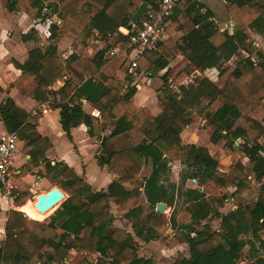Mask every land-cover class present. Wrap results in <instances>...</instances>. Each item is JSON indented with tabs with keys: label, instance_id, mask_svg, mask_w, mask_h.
<instances>
[{
	"label": "trees",
	"instance_id": "16d2710c",
	"mask_svg": "<svg viewBox=\"0 0 264 264\" xmlns=\"http://www.w3.org/2000/svg\"><path fill=\"white\" fill-rule=\"evenodd\" d=\"M161 0H7L9 13L25 14L33 22H46L58 15L49 28V44L32 49L26 62H14L20 78L10 88L36 87L31 96L60 110L62 130L72 140L71 130L85 125L88 134L100 142L96 155L99 167L117 178L106 191H95L84 177L65 163L52 165L47 154L52 145L37 130L38 117L20 108L12 98L0 104V120L7 133L26 141L31 166L45 165L46 176L67 198L49 216L36 215L33 195L15 189L14 204L5 225L1 264H154L141 257L135 238L145 243L162 241L174 249L187 244L189 256L172 264H264V124L249 115L264 101V51L254 49L252 34L264 41V0H224L230 27H220L214 11L198 0H179L170 17V38L146 53L136 72L160 76L158 91L162 112L146 119L134 105L138 92L129 84L105 75L106 54L112 48L130 54V35L143 22L129 27L142 3L156 12ZM231 27L233 32L231 33ZM122 29L131 33L124 34ZM69 35L83 47L99 41L104 47L93 58L72 53L64 58L59 45ZM35 28L22 35L23 42H39ZM241 51L250 53L241 55ZM183 56L189 63L171 74V63ZM236 57L235 65L229 64ZM228 63V65H227ZM138 70V71H137ZM217 70L211 78L207 72ZM128 80V79H127ZM62 86L54 90L55 85ZM0 93H4L0 89ZM7 93V92H6ZM84 102L98 111L88 114ZM199 112L209 123V141L238 148L249 164L232 168L215 159L206 147L184 143L182 133ZM241 141L237 145V141ZM173 163L186 168L182 186L165 183ZM189 180L197 187L186 188ZM259 183L255 201L240 203L223 214L228 195L220 192ZM145 195L151 212L145 214L139 198ZM183 200L186 222L177 214L168 217L157 205L174 207ZM30 200V201H29ZM112 203L122 212L132 231L114 227L117 216ZM220 219L213 231L210 220ZM171 227L170 235L161 231ZM249 247V251H245ZM76 252L71 258V253ZM71 258V259H70Z\"/></svg>",
	"mask_w": 264,
	"mask_h": 264
},
{
	"label": "crops",
	"instance_id": "0c3cea01",
	"mask_svg": "<svg viewBox=\"0 0 264 264\" xmlns=\"http://www.w3.org/2000/svg\"><path fill=\"white\" fill-rule=\"evenodd\" d=\"M6 1L7 0L1 3L2 9L5 8L3 9L5 20L4 21L0 20V89L4 91V93H0V104L2 100L5 99V96H8V98L9 97L12 98L20 108L24 109L33 116H37L38 121L36 124H37L38 133L42 137L47 138L52 145L51 150L47 154V157L49 161L52 163V165H55L56 163H65L70 168L74 169V171L79 176L84 177L95 191H106L109 185L117 177L113 173H111L106 167H99L97 165L96 155L100 148V142L97 139L91 138L89 136L88 128L85 125H81L79 127L73 128L71 130L72 140H70L67 137L66 133L62 130L60 110L59 109L53 110L52 108L49 107L47 103L44 104L38 103L31 96V93L36 87L35 83H30L24 88V90H21L16 87L10 88L11 85L15 83L22 75L21 70H19L15 66L14 62L16 61L20 64H24L28 58L29 52L32 49L38 47L35 45L37 44L36 42H32V41L26 43L23 42L22 35L29 32L32 28H35L39 33L38 29L40 27V29H43L45 32L48 33V37H47L48 40L49 28L51 24L50 25L48 24L50 20H47L46 22H41V21L32 22L25 14L14 15L9 13L6 9ZM211 9L215 13V10L213 8ZM215 20L217 21L216 17ZM30 22L34 23L31 29H30L31 27ZM228 27H230V24L228 25ZM232 32L233 31H231V33ZM39 37H40V33H39ZM180 37L181 35L178 37L177 41L180 39ZM259 38L261 37L259 36ZM48 44H49V40L46 45ZM46 45L44 44L42 46H46ZM96 45H101V42H97ZM60 46L61 45H59V48ZM103 47L104 44L102 43V46L97 49V52L101 50ZM257 47L260 48L261 50H264V42L262 46L261 44H257ZM97 52L93 56H91V58H93L97 54ZM243 52L245 56L249 55L246 51ZM180 57L184 58L183 56ZM107 59L109 58L107 57ZM231 61L229 62V64L231 63ZM188 63L189 62L186 60V66L188 65ZM106 70H107V60L105 63V70H104L105 75L114 76V75H109L106 72ZM132 72L135 76L137 75L136 71H132ZM209 74L213 75L211 77L213 78L215 77V75L218 74V71L211 70L207 72L208 76ZM116 78L123 83H125L127 79L126 78L124 82L122 81V79L118 77ZM134 84H136L137 86V83ZM62 85H63L62 82H58L55 85L54 90L59 89ZM137 93L138 94H136V96L134 97V103H135V99H137L140 95V92ZM44 110H46L47 113H43ZM84 110L88 114L95 116L99 115L98 111L92 108L91 106H89L86 102H84ZM7 134L9 133H7L3 123L0 120V140L4 138ZM30 160H31V156L28 154V151L25 149V147L22 150V152L15 157L12 166V171L14 173V176L11 179L12 183L16 185L15 189H19L22 191H29L33 195V197L36 198L41 194L48 193L54 188H58L57 186L52 184L49 178H47L44 164H42L39 167L31 166L29 168V172L36 176L33 180V183L28 184L27 182H25V178L28 176V174L27 173L25 174L23 170L26 167H28L29 163L31 162ZM43 180L46 183H42ZM36 182H38L37 185ZM50 184L53 185L54 188H52L49 191H45V189H49ZM23 187H29V189H23ZM39 191L41 194H38ZM67 197H68L67 194H65V199ZM20 208L21 207L15 206L14 197L12 194L7 199H3L2 194H0V251L1 249H3L6 239L5 225L7 222L8 214L12 210L22 212L20 211ZM52 210H55V208L43 212L41 215H46V213ZM131 231H132V226H131ZM71 254L75 255L76 252H72ZM66 264H69V262H67Z\"/></svg>",
	"mask_w": 264,
	"mask_h": 264
},
{
	"label": "rangeland",
	"instance_id": "374dc122",
	"mask_svg": "<svg viewBox=\"0 0 264 264\" xmlns=\"http://www.w3.org/2000/svg\"><path fill=\"white\" fill-rule=\"evenodd\" d=\"M201 2L205 3L206 5L210 6L215 10V17L217 19V22L220 27L226 28L228 27L229 23V12L227 5L223 0H200ZM2 2H5V0L0 1V20H5V15L2 9ZM20 17V16H17ZM60 20L58 18V15H55L51 20L50 24L52 23H58ZM33 22V21H32ZM30 22V29L34 25V23ZM228 22V23H227ZM39 33H40V39L36 46H42L46 45L48 43L47 37L48 33L45 32L43 29H40L39 27ZM125 30V29H122ZM121 30V31H122ZM231 31L232 27H231ZM180 33L175 34L173 37L170 38L171 42L174 43L177 41L178 37L180 36ZM252 41L253 46H249L247 49L253 50V54L255 55L254 49H260L257 47V44L263 45L262 39L257 37L256 34H252ZM99 41L94 42L89 47H83L78 40L76 36L69 35L67 36L62 42L60 46V52L63 55V57H69L72 53H76L78 55H81L82 57H89L93 56L99 47L101 45H96V43ZM263 49V48H262ZM264 51V50H262ZM248 53V52H247ZM250 55V53H248ZM241 55L245 56L244 52L241 51ZM107 70L106 72L109 75H114L112 77H118L122 79V81L125 82L126 79V86L129 84V80L133 81L134 83H137L138 86V92H140V95L137 99H135L134 105L136 108L141 112L144 118L146 119H153L157 115H159L162 112V106L159 101L158 97V91L162 88L163 83L161 82L160 76L163 75V73L166 71V69L160 74V76L157 77H149L147 76L149 72H145L143 70H140L137 72V75L135 76L133 72L128 68L130 58H127V56L120 52L118 53L114 58L107 59ZM236 57L234 60L231 61V65H235ZM228 65V63H227ZM186 67V60L184 58L178 57L176 60H174L171 63V74L179 73ZM210 77L213 75L209 74ZM138 94V93H137ZM249 117L251 119H254L262 124H264V101L262 102V105L256 109L254 112H252ZM182 140L184 143H192L197 146L206 147L212 156L217 159L224 167L225 169L232 168L237 162H243L248 168L249 164L247 162V159L243 155V153L238 149H230L229 147L225 146L224 142L219 143L218 145H214L209 141V123L204 119V116L199 114V112H194V119L193 123L187 127L184 132L182 133ZM241 141H237V145H239ZM96 165V164H95ZM97 166V165H96ZM24 173L28 174V176L25 178V182L28 184L33 183V180L36 175L32 174L27 170L26 168L23 170ZM186 172V168L181 165L180 163H173L171 165V171L169 175L167 176V179H165V183L176 185L177 187L182 186V175ZM21 183V182H20ZM42 183H46L44 180ZM16 188V185H14ZM197 187V182L195 180H189L186 184V188H195ZM52 188H54L53 185L50 184L49 189H45V191H49ZM23 189H29V187H23ZM260 184L259 183H248L245 184L243 187H236L231 188L229 190L221 191V195H228V200L225 202L224 208L221 210L223 214L229 213L233 211L240 203H245L248 201H255L259 194H260ZM38 194H41L40 191ZM38 196V195H37ZM31 200H35L33 197ZM139 203L143 206L145 214H148L151 212V209L147 203L145 195H142L139 198ZM113 211L115 212L117 216V220L114 223V227H119L123 229H127L131 231V225L127 223V221L123 217V213L118 211V208L112 203ZM59 207V206H57ZM185 207V203L183 200L177 199L175 202L174 207H168L166 209L165 214L170 217L173 212L177 214V220L179 222H186V219L183 218L182 210ZM57 209V208H56ZM56 210H52L48 213H46V216H49L45 221H49L50 217L54 214ZM209 225L211 226L213 231L220 229V219H213L208 221ZM162 235H170L172 233L171 227H166L161 231ZM136 242L139 244V254L141 257H145L147 259H152L154 264H172L177 259L182 257H188L189 256V247L187 244L180 245L174 249H169L165 247L162 241H154L151 243H145L143 241H140L139 239L135 238ZM249 247L246 248V252L249 251ZM75 255L71 254V258H73ZM70 258V259H71ZM249 260L243 261L241 264H248Z\"/></svg>",
	"mask_w": 264,
	"mask_h": 264
},
{
	"label": "built area",
	"instance_id": "2783aa9c",
	"mask_svg": "<svg viewBox=\"0 0 264 264\" xmlns=\"http://www.w3.org/2000/svg\"><path fill=\"white\" fill-rule=\"evenodd\" d=\"M179 0H161L159 8L156 12H148L145 14L143 26L141 29L130 35L131 53L128 54L127 50L120 48H112L106 54L108 58H114L118 53H124L127 58H130L129 68L136 71L139 65V60L148 52L156 50L161 43L170 39L169 26L170 17L173 9ZM51 22L48 24L50 25ZM133 28H136L134 26ZM124 34H130L127 29L122 30ZM249 56V55H247ZM253 61L256 62L255 56ZM150 73L148 74V76ZM43 113H47L46 110ZM26 141H23L17 133L7 134L0 140V194L3 199L11 196L15 189L12 183L14 173L12 171L13 161L15 157L22 152ZM38 182H36V185Z\"/></svg>",
	"mask_w": 264,
	"mask_h": 264
},
{
	"label": "water",
	"instance_id": "95a60500",
	"mask_svg": "<svg viewBox=\"0 0 264 264\" xmlns=\"http://www.w3.org/2000/svg\"><path fill=\"white\" fill-rule=\"evenodd\" d=\"M149 10V5L147 3H142L136 12L133 15V21L130 22L129 27H134L136 22H141L145 16V14ZM136 84H133L135 86ZM8 96H5L7 99ZM196 181V180H195ZM63 201H65V194L59 188H54L53 190L49 191L48 193H44L38 196L36 207L39 211L45 212L50 209L57 210ZM57 208V209H56ZM156 211L158 213H165L166 212V205L164 203H160L157 205Z\"/></svg>",
	"mask_w": 264,
	"mask_h": 264
},
{
	"label": "bare ground",
	"instance_id": "6f19581e",
	"mask_svg": "<svg viewBox=\"0 0 264 264\" xmlns=\"http://www.w3.org/2000/svg\"><path fill=\"white\" fill-rule=\"evenodd\" d=\"M37 199L38 197L35 198V200L32 201V203L30 204L31 205V208L32 210L35 212L36 215H41L43 212L42 211H39L36 207V203H37ZM46 212V211H45Z\"/></svg>",
	"mask_w": 264,
	"mask_h": 264
}]
</instances>
